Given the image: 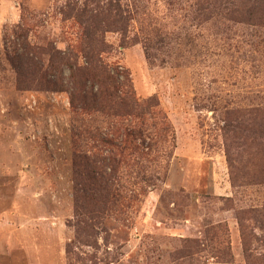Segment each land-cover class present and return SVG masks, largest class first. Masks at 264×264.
Masks as SVG:
<instances>
[{
  "label": "rangeland",
  "instance_id": "obj_1",
  "mask_svg": "<svg viewBox=\"0 0 264 264\" xmlns=\"http://www.w3.org/2000/svg\"><path fill=\"white\" fill-rule=\"evenodd\" d=\"M66 2L0 0V264H264V0H121L105 60L170 131L102 225L76 204L68 94L17 90L6 58L19 26L75 44Z\"/></svg>",
  "mask_w": 264,
  "mask_h": 264
},
{
  "label": "trees",
  "instance_id": "obj_2",
  "mask_svg": "<svg viewBox=\"0 0 264 264\" xmlns=\"http://www.w3.org/2000/svg\"><path fill=\"white\" fill-rule=\"evenodd\" d=\"M61 14L78 27L75 44L64 50L33 44L29 30L19 26L6 37V58L17 90L68 94L76 204L89 207L83 216L102 225L105 216L123 213L132 204L126 200H134L121 173L157 151L170 124L158 100L140 99L129 72L105 60V35L127 33L132 20L121 0H67Z\"/></svg>",
  "mask_w": 264,
  "mask_h": 264
}]
</instances>
